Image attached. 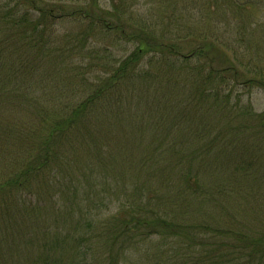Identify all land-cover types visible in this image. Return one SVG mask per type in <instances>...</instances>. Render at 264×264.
<instances>
[{"label":"trees","instance_id":"16d2710c","mask_svg":"<svg viewBox=\"0 0 264 264\" xmlns=\"http://www.w3.org/2000/svg\"><path fill=\"white\" fill-rule=\"evenodd\" d=\"M27 1L31 11L26 8L17 19L0 15V32L4 34L9 26L17 28L9 39L0 35L1 140L9 135L17 138L11 128H6L4 114L20 101L19 92L25 83L22 70L26 68L20 62L21 56L28 59L30 51L44 43L43 27L53 14L52 8L45 11L33 0ZM34 11L38 16L32 19ZM109 15L102 9L86 11L78 32L63 34L58 43L47 38L48 50L59 49L60 58L63 54L67 58L66 50L80 57L89 37L110 38L108 31L120 28L119 37L126 23L132 26V18L124 21L121 17L111 25ZM191 17L187 8L181 18L183 24L176 26L174 39L166 41L159 39L143 18L134 19L137 28L124 36L126 43L136 41L134 49L119 58L97 62L103 74L96 72L92 80L80 75L78 84L88 93L72 111L65 116L61 111L51 114L45 137L41 140L39 133L22 141L28 152L19 153L21 158L16 162L0 165V264L2 258L4 264H264V214L258 216L255 207L257 194L264 199V152L258 153V147L264 145V111L255 113L250 102L244 100L252 91L264 89V83L257 79L248 84L243 80L245 76L234 68V60L227 53L220 57L228 58V64L224 62L217 68L215 63L220 61L210 57L215 55L210 54L212 44L206 40H200L188 57L181 55L184 44L177 42L191 34ZM182 19L187 20L184 23ZM244 26L250 25H240L236 32ZM37 37L39 42H35ZM14 41L20 42L24 50L20 44L17 64L11 67L6 54L10 55L7 51ZM226 45L225 51L229 47ZM27 47L31 49L25 51ZM241 52L234 53L240 57L237 64L264 75V58L263 63L258 59L251 63L245 60L247 53L240 55ZM252 53L255 57L263 55L259 43ZM93 54L99 58L95 51ZM78 66L75 79L79 77ZM232 70L236 71L229 74ZM14 84L16 89L11 88ZM234 85L242 90H234ZM112 96H116L114 103L123 100L126 109L132 100L137 104L135 114L129 115L130 121L144 125L135 127L138 135L133 147L140 149L136 154L144 150L149 153L139 159L135 184L123 200L132 205L119 208L103 226H98V213L94 212L99 209L104 191L95 206L89 202L87 189L83 200L88 204L81 208L82 202L77 204L74 194L82 188L72 171L87 175L88 170L86 185L91 169L106 173L113 154L106 155L102 145L103 142L109 147L111 143L106 138L102 140L103 132H107L101 129L107 114L103 116L99 110L107 109L106 98ZM118 108L117 105L114 111ZM114 113L118 121L126 123V117ZM98 132H102L99 137ZM94 139L100 141L92 147L94 168L82 156L75 152L66 155L67 151L61 149L65 145L91 147ZM196 139L199 144L194 147ZM124 156L133 155L123 150L119 157ZM22 158H27L26 166L19 164ZM60 158L63 164L66 161L65 169L59 170L67 180L56 176L55 163ZM41 174L45 175L42 186H46L42 190L38 184ZM108 183L107 178L105 186ZM71 189L70 196L64 193ZM44 191L50 192L49 206L53 207L57 195H65L59 215L56 211L43 212L42 201L34 196ZM32 199L33 204L29 203ZM77 208L79 212L84 210L83 214L76 216ZM88 212L90 219L83 221ZM24 220L27 221L19 227Z\"/></svg>","mask_w":264,"mask_h":264},{"label":"rangeland","instance_id":"374dc122","mask_svg":"<svg viewBox=\"0 0 264 264\" xmlns=\"http://www.w3.org/2000/svg\"><path fill=\"white\" fill-rule=\"evenodd\" d=\"M33 1L37 7L42 10L48 11V9L52 8L53 14L51 13L52 18H50L49 21H47V24L43 27V34H41V37L43 38L44 43L34 47V49L28 54V59H24V57L21 56L20 62L22 60L26 68L22 70V73L24 74L21 77L25 83L23 85V90L19 92L20 103L18 102L16 107H14L15 109L10 110L12 111L11 113L10 111H6V114H4L5 120L8 122L6 128H11L14 132L12 134L16 135L17 138L9 135L4 136L2 140L0 139L1 167L3 165L11 164L12 161L16 162L14 160L21 158L19 153L28 152L25 142L22 141H28L38 136L39 133L41 135V140L45 137L46 131L48 132L46 126L50 124L49 119L54 113H57L58 115V112L61 111L63 116L68 115L72 111V108L77 105L79 100L88 93V91H83L78 84L77 80L80 78V75L88 78V80H92L96 72H99L100 75L103 74V71H100V67L96 66L97 62L99 64V62L104 61L109 57L119 58V56H123L134 49L136 41L126 43L124 36H128V33L133 32L137 28L136 24L133 25L134 19L136 18H143L145 24L149 23V26L152 30H154L156 36L159 37V39H163L164 41L168 39L173 40L174 37L172 36L178 30L176 26L180 25V22L182 23L181 18L184 16V12L188 8L189 12L192 14V17L189 21V30L191 34L189 36L187 35L180 37L182 39L178 40L177 42L184 44V46H182V50L180 51L181 55L188 57L193 48L198 45L200 40H206L208 43L211 42L212 44L210 54L215 55V57H210H212L216 62L220 61L218 65L215 63L217 68L224 64V62L228 64V61H226L228 58L220 57L221 54L226 56L224 53H227L228 56L230 58L232 57L234 60V68L238 70V73H241L245 76L243 80H245L248 84L258 81L257 79L264 83V75H261L260 73H257L251 69L247 70L245 67L240 66V64H237L239 63L237 59L240 57L234 55L235 52L238 54V52L246 51L240 53V55L247 53V58L252 57V59L245 58L246 61L251 62L252 60L257 61L258 59L261 61V63H263L264 0ZM115 6L117 8L120 7V10H116ZM84 7L86 8L85 11L83 10ZM26 8L31 11L27 0H0V15H9V18L17 19L21 12H25V10H27ZM96 8L106 10L108 13H110L108 20L106 19L109 24H117L119 22L118 18L121 17V19L124 21H128L130 18H132V21H129L132 23V26L131 24L126 23L124 26V33L119 37L117 34L120 33V28H118V30L116 29L108 31L110 38L99 35L89 37L88 40L84 41L82 45L84 48L81 51L80 57H73V55H70L68 50H66L65 54L67 55V58L64 57V54L62 58H60L59 49L56 51L48 50L50 46L49 40L51 37L53 38L51 41L53 40L55 43H58L57 40L62 39L63 34H67V32H78L81 28V23L84 22L82 20V15L86 11L89 12L91 9L97 11L98 9ZM36 16H38V13L36 11L32 12V19H35ZM182 20L185 23L187 19ZM226 24H228L227 31L225 30ZM246 24H249L250 26H244L241 31L236 32L237 27ZM213 25H215V27ZM16 29L17 28L14 29V27L10 26L6 27L5 33L3 34L0 32V35H4V39H9V36L14 33ZM250 29L255 30L250 33ZM183 32L185 31H182L181 33L183 34ZM47 38H49V40H47ZM39 40L40 37H37L35 42H39ZM256 42L260 44L261 52L263 54L259 57H255L252 53L253 47L256 46ZM20 44V42L14 41L7 51V53H10V55H6L11 67H15L17 64V57L19 55L18 48L20 47ZM226 44L229 45L227 51L223 49V46H227ZM78 45L81 47L79 43ZM21 47H23L22 44ZM30 49L31 47H27L25 51ZM93 51L96 52V55L99 58H97L94 54L91 55ZM108 53H110V55L107 57ZM192 59L196 60V57H192ZM191 63H194V61ZM76 64L79 65L77 67L79 74L77 79L73 77ZM106 64H108V62ZM84 69L86 70L85 74L83 73ZM235 71L236 70H232L229 72V74H232ZM11 88L16 89L17 87H15L14 84ZM237 89L242 90L241 87L236 88L234 85V90ZM127 94L129 96L133 95L132 92H127ZM115 99L116 96H112L111 98L107 97V109L102 107L104 111L102 112L99 110L103 116L107 114V122H103L104 124L101 128L107 132H103V134L102 132H98V137L102 134V140L106 138V140L111 143V145L107 147L106 144L102 142L103 147L107 150L106 155H109V153L113 154V157L110 158L106 173H100L97 172V170L91 169L90 179H88L89 184L86 185L87 180L85 181V179L87 176H89V171H86L87 175H83L78 171H72L75 182L77 180L80 184L79 187L82 188V191H77L74 194L75 196H78H76V203L78 204L82 202L81 208H84V206L88 204V202H84L83 200L87 189L89 190V197L91 198V201L89 202L91 205L95 206L101 192L104 191L102 197H100L101 201L98 205L99 209L94 212L98 213V216L96 217V225L98 226H103V224L108 221L107 218L119 211V208L121 210V208H124L125 205L127 207L132 205L130 202L124 204L125 201L123 200L127 199L128 195H126V191L129 194V192H131L133 189V185L135 184L137 171L140 170L139 168L141 165L139 159L141 157L144 159V156L149 153L148 150H144L139 154H136L140 149L133 147L134 139L136 137L135 135H138V128L136 130L135 127L144 125L130 121V116H132V114L134 115L137 111V104H135V101L132 100L131 106L126 109L125 102L123 100L114 103ZM244 100L250 102L255 113L264 111V89H256L252 91L250 96L245 97ZM117 105L119 106L118 111H114ZM114 112H119L120 116L124 118L126 117V123L118 121ZM129 134L134 136L130 137ZM21 142L22 144H20ZM96 142L99 143V139L92 140L91 147L65 145L61 146V149L62 151H67L66 155L69 152H75L78 157L82 156L88 160L91 167L94 168L93 165L95 164V155L93 149ZM71 143L74 144L73 140ZM197 144H199L198 139L192 142V146L194 147ZM149 145V142H147L146 148H148ZM123 150L128 151L133 156L119 157V153ZM259 152H264V145H260L258 147V153ZM22 159L23 162H19V164L26 166L27 158ZM62 161L63 160L60 158V160L57 161V164L55 163V169L57 171L56 176L58 178H61L63 171H60L59 168L65 169L66 167V161L65 164H63ZM247 161L248 160H246V162ZM262 164L264 165V163ZM75 167L76 166L74 165L72 166V168ZM12 173L13 171L6 173V175L9 176ZM110 173H112L111 177H109ZM40 177L41 180L38 182V184L42 186L43 181L45 183V175L41 174ZM107 178L109 183L105 186ZM123 178H126L125 182H122ZM63 179L67 180L68 178L66 176L63 177ZM45 188L46 186L44 184L41 187V190ZM71 191L72 189L69 192L64 193H68L70 196ZM34 197L39 202L42 201L44 213L49 214L53 211H56V213L59 215L64 208L65 195L63 193H59L57 195V202H55L56 206L54 207L49 206V200L51 198L49 191H44L41 193L36 192ZM257 197L258 205L255 207L258 210L256 214L259 216L264 214V199L259 194H257ZM35 199L29 201V203H35ZM260 202L263 204L262 206L260 205ZM77 209L75 210L76 216L80 213L83 214L84 210L79 212L80 209ZM90 216L91 214L89 212L88 215L84 213L83 221H88ZM26 221L27 220L20 222L19 227H21L22 223H25ZM68 225H70V222ZM54 231H56V229H54ZM48 232H51L49 235L52 234V231ZM27 246L25 245L24 249H26ZM21 255L23 254L21 253ZM1 264H4L3 258L1 260Z\"/></svg>","mask_w":264,"mask_h":264}]
</instances>
